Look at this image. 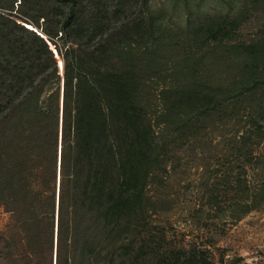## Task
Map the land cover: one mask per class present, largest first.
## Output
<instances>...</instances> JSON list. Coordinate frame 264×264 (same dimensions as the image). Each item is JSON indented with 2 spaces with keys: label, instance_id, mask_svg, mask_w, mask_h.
<instances>
[{
  "label": "trees",
  "instance_id": "1",
  "mask_svg": "<svg viewBox=\"0 0 264 264\" xmlns=\"http://www.w3.org/2000/svg\"><path fill=\"white\" fill-rule=\"evenodd\" d=\"M240 25L175 29L149 0H0V264H225L169 235L154 191L210 139L234 219L264 205V32Z\"/></svg>",
  "mask_w": 264,
  "mask_h": 264
},
{
  "label": "rangeland",
  "instance_id": "2",
  "mask_svg": "<svg viewBox=\"0 0 264 264\" xmlns=\"http://www.w3.org/2000/svg\"><path fill=\"white\" fill-rule=\"evenodd\" d=\"M149 6L162 22L175 29L186 27L189 15L195 19L199 15L222 13L240 19V34L246 40L264 32V0H149ZM49 44L60 73L61 58ZM55 88L56 85L47 86L41 99H46ZM237 129L239 125L231 121L214 127V142ZM216 145L210 144L209 139L210 147L196 158L189 150L184 151L175 172L165 185L154 191L165 200L159 207L165 211L158 212L154 219L168 227L170 236L175 234L184 243L196 240L208 246L216 261L264 264V205L234 219L232 210L236 201L240 205L242 199L240 196L234 199L231 179L226 174L227 149L222 141ZM10 216L0 201V230L6 228Z\"/></svg>",
  "mask_w": 264,
  "mask_h": 264
},
{
  "label": "water",
  "instance_id": "3",
  "mask_svg": "<svg viewBox=\"0 0 264 264\" xmlns=\"http://www.w3.org/2000/svg\"><path fill=\"white\" fill-rule=\"evenodd\" d=\"M25 25V24H24ZM30 29H32V28H30ZM41 37H43L42 35H41V33H39V32H37ZM46 39V38H45ZM47 41V40H46ZM48 44H49V42H48ZM51 48V47H50ZM55 48V47H54ZM52 49V48H51ZM52 51H53V49H52Z\"/></svg>",
  "mask_w": 264,
  "mask_h": 264
}]
</instances>
